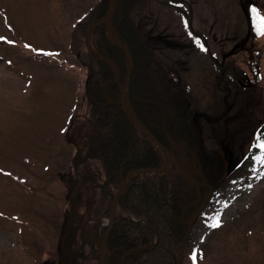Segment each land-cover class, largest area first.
<instances>
[{
    "label": "rangeland",
    "instance_id": "obj_1",
    "mask_svg": "<svg viewBox=\"0 0 264 264\" xmlns=\"http://www.w3.org/2000/svg\"><path fill=\"white\" fill-rule=\"evenodd\" d=\"M101 1L0 0V264L98 263L80 241L85 221L96 218L103 179L101 166L82 163L90 129L88 75L84 42L75 32ZM179 1L169 11L154 0L139 21L184 102L193 97L202 108L213 102L215 64L234 65L249 83L255 67L262 76L263 102L243 141L237 136L220 147L202 125L214 182L245 160L252 131L264 122V34L250 38L247 17L253 5L256 20H264V0ZM75 172L80 181L98 177L74 187ZM221 182L179 261L264 264V159L251 176L218 187ZM94 226L87 227L90 237Z\"/></svg>",
    "mask_w": 264,
    "mask_h": 264
},
{
    "label": "trees",
    "instance_id": "obj_2",
    "mask_svg": "<svg viewBox=\"0 0 264 264\" xmlns=\"http://www.w3.org/2000/svg\"><path fill=\"white\" fill-rule=\"evenodd\" d=\"M153 1L118 0L113 27L134 59L129 87L132 110L162 146L168 148L171 145L168 136L175 142L178 166L164 177L153 180L135 178L128 185L120 201L121 213L109 237L108 264H124V261L125 264H178L196 221L215 194L214 186L218 180L222 181L218 187H223L228 181L249 177L264 159L263 122L258 130L252 131L254 143L245 160L231 174L220 173L218 179L210 182L214 172L210 169L213 161L203 156L206 150L203 148L202 125H206L207 134L220 147L222 143H233L237 136L243 141L240 135L250 130L252 115L263 102L259 93L262 76L255 67L254 83H249L246 73L237 71L234 65L215 64L213 102L203 108L199 107L200 101L193 97L184 102L172 87L170 77L160 67L150 36L139 21ZM178 2L155 0L169 11L174 10ZM108 4L109 0H103L92 8L75 32V39L84 42L85 52L81 60L88 75L85 102L90 113V129L86 158L82 163L94 162L101 166L103 181L98 186L101 201L95 212L99 219L110 217L115 196L129 173L149 172L162 165L155 146L129 122L122 111L115 71L86 48V35L95 22L104 20ZM247 9L249 37L257 38L262 35L255 27L258 11H252L253 5L247 6ZM107 29L104 25L95 30L91 47L117 65L121 84L124 85L127 58L110 43ZM238 129L242 130L240 134ZM126 213L137 221H131ZM97 232L103 236L106 229L98 227ZM94 250V256L98 258L96 246Z\"/></svg>",
    "mask_w": 264,
    "mask_h": 264
},
{
    "label": "water",
    "instance_id": "obj_3",
    "mask_svg": "<svg viewBox=\"0 0 264 264\" xmlns=\"http://www.w3.org/2000/svg\"><path fill=\"white\" fill-rule=\"evenodd\" d=\"M117 3L118 0H109V9L106 13V17L104 18L103 21L101 22H95L93 24V26L91 27V29L89 30V32L86 35V48L89 50V52L93 55L96 56L98 59H100L102 62H104L105 64H108L114 71H115V75H116V85L117 88L119 90L120 93V106L122 108V111H124L126 117L128 118L129 122H132L135 126V128L139 131L142 132L148 139L149 142L151 144H153L156 148L157 152H162V154L165 155V161L164 163L162 162V166L159 169H153L152 171L146 172H137V171H132L131 173L128 174V176L126 177V179L124 180V182L122 183V187L119 190V192L116 194L113 205H112V213L110 216V220H109V225L106 227L107 232L106 234L102 237V238H96L93 240V242H91V244L93 243H97L99 245V251H100V256H99V264H108V257L110 255V252L108 250V239L113 231V225L116 221V215H117V211L119 209V203L121 201V199L123 198V195L125 194L127 188L129 187L128 185L132 182L133 179L137 178V177H141L143 175H147L150 174L152 175L151 177H149L148 179H154V178H158V177H163L164 175H168L170 174V172L173 171V167L176 164L173 154H174V148L175 145L173 143V141L171 140V138L169 137V141L172 143V149H167L165 146H162L157 140L156 138L151 135V133L149 131H147L146 127L143 125V123L141 121L138 120L135 112L132 110V107L130 105V102L128 100L129 98V87H130V83H131V75L134 71V59L131 56V53L129 51V48L127 47V45L124 44V41L122 39V37L119 36L117 29L113 27V20H114V14L115 11L117 9ZM106 26L107 29V37L110 40V43L118 48L121 52L124 53L125 57L127 58V75H126V81L124 83V85L121 84V79H120V71L117 68V65H115L113 63L112 60L103 57L102 55L98 54L95 50H93L91 48V37L94 34L95 30L97 28H100L101 26ZM120 43H118V41ZM85 229V227L83 228V230ZM85 231V230H84ZM132 264V263H129ZM179 264H181V261H179Z\"/></svg>",
    "mask_w": 264,
    "mask_h": 264
},
{
    "label": "flooded vegetation",
    "instance_id": "obj_4",
    "mask_svg": "<svg viewBox=\"0 0 264 264\" xmlns=\"http://www.w3.org/2000/svg\"><path fill=\"white\" fill-rule=\"evenodd\" d=\"M155 26H157V25H155ZM154 26V27H155ZM162 43V45H165L163 42H161ZM174 142V141H173ZM175 143V142H174ZM175 145V144H174ZM168 148L169 149H172V145H170V146H168ZM175 148H176V145H175ZM175 151V150H174ZM175 154V153H174ZM76 173V172H75ZM97 176V175H96ZM78 176H77V173H76V178H77ZM98 177V176H97ZM97 177H95V178H93L91 175L90 176H85L84 177V179L83 180H81V183L82 184H86V183H89L90 182V180L92 179V180H96L97 179ZM79 179H77V183L79 184ZM94 247H95V245H93L92 247H90V251H91V253H92V255L94 256V253L96 252L95 250H94ZM124 264H125V261H124Z\"/></svg>",
    "mask_w": 264,
    "mask_h": 264
},
{
    "label": "snow or ice",
    "instance_id": "obj_5",
    "mask_svg": "<svg viewBox=\"0 0 264 264\" xmlns=\"http://www.w3.org/2000/svg\"><path fill=\"white\" fill-rule=\"evenodd\" d=\"M252 11L256 12V9H253ZM256 27H257V30L261 32V34H264V20L258 21ZM262 147H264V145H262ZM213 226L214 227H219V223L217 222ZM192 259L195 262V260H196V254L195 253H193Z\"/></svg>",
    "mask_w": 264,
    "mask_h": 264
},
{
    "label": "bare ground",
    "instance_id": "obj_6",
    "mask_svg": "<svg viewBox=\"0 0 264 264\" xmlns=\"http://www.w3.org/2000/svg\"><path fill=\"white\" fill-rule=\"evenodd\" d=\"M118 41V40H117ZM118 43H120L119 41H118Z\"/></svg>",
    "mask_w": 264,
    "mask_h": 264
}]
</instances>
